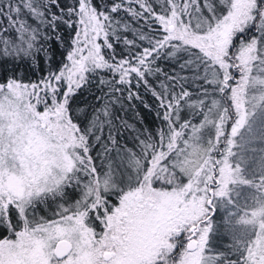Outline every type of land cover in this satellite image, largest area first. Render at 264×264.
Returning a JSON list of instances; mask_svg holds the SVG:
<instances>
[{"label":"snow or ice","instance_id":"obj_1","mask_svg":"<svg viewBox=\"0 0 264 264\" xmlns=\"http://www.w3.org/2000/svg\"><path fill=\"white\" fill-rule=\"evenodd\" d=\"M0 264H264V0H0Z\"/></svg>","mask_w":264,"mask_h":264},{"label":"trees","instance_id":"obj_2","mask_svg":"<svg viewBox=\"0 0 264 264\" xmlns=\"http://www.w3.org/2000/svg\"><path fill=\"white\" fill-rule=\"evenodd\" d=\"M149 119H151V118L149 117Z\"/></svg>","mask_w":264,"mask_h":264}]
</instances>
